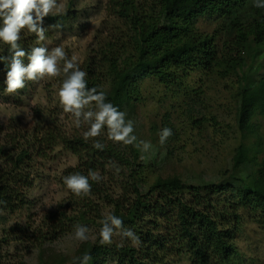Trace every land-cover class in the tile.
<instances>
[{
    "label": "trees",
    "instance_id": "1",
    "mask_svg": "<svg viewBox=\"0 0 264 264\" xmlns=\"http://www.w3.org/2000/svg\"><path fill=\"white\" fill-rule=\"evenodd\" d=\"M253 2L107 0V20L80 66L87 73L88 87L99 86L106 91L107 102L122 112L128 110L125 119L132 121L131 115L143 100L141 87L148 80L157 82L165 93L177 96L194 90L195 76L236 75L246 62L248 45H264V8L254 7ZM69 19L70 14L45 17L43 26L49 29L45 35L50 34V25H63ZM203 19L217 24L213 33L201 30L199 23ZM19 43L26 52L23 62L27 65V54L37 47V38L25 29ZM10 55L9 46L0 42V56L10 59ZM6 75V63L0 61V98L6 93ZM240 99L238 130L248 140L258 141L259 127L253 121L264 118V77L244 88ZM55 112L36 111L37 124L44 129L40 135L23 141V136L11 134L0 146V210L16 213L28 205L34 181L31 164L45 160L48 150L52 152L59 146L78 158V166L64 175H87L91 169L98 170L104 179L100 183L90 180L89 196L77 197L70 192L71 202L81 206L70 213L59 210L46 216L47 230L41 240L55 242L81 224L93 225L99 232L104 214L97 208L95 197L108 203L110 213L119 217L125 228L132 229L140 243L134 246L125 239L122 246L121 241L114 240L101 246L97 232L96 239L83 244L77 253V257L90 254L92 264H168L174 255L188 256L190 264H230L238 254L233 240L242 227V212L252 214L264 231V159L258 158L259 144L242 145L236 151L234 170L240 172L247 164L254 169L247 179L240 180V186L189 187L176 176L157 177L151 182L144 176V168L137 166L139 154L132 145L107 142L102 137L104 130L86 142L79 132L70 135L59 126L52 115ZM193 114L195 107L188 106L178 117L188 122L187 129L191 131L202 127L201 120ZM181 125L179 128L168 114L161 127L153 125L157 150L165 148L173 154L175 143L185 131ZM165 127L173 134L161 145L159 133ZM94 140L105 145L102 151L92 147ZM110 162L119 167V172L109 166ZM107 175H111L108 181H115L124 190L122 197L110 198L109 191L103 190Z\"/></svg>",
    "mask_w": 264,
    "mask_h": 264
},
{
    "label": "rangeland",
    "instance_id": "2",
    "mask_svg": "<svg viewBox=\"0 0 264 264\" xmlns=\"http://www.w3.org/2000/svg\"><path fill=\"white\" fill-rule=\"evenodd\" d=\"M58 2L65 5L66 14H70V19L62 25L59 33L51 29L50 34L45 35L46 39L37 46L51 50L63 45L69 58L73 54L78 56L81 66L92 44H96L97 33L107 20V0ZM199 27L211 34L216 30L217 24L203 19ZM245 53L246 62L238 69L236 75L227 78L195 76L192 78L194 90L181 92L177 96L165 93L164 88L155 81L144 82L141 87L143 100L131 118L137 142L142 140L151 143L147 152H141L132 145L139 154L137 166L144 168V176L147 179L152 182L157 177L176 176L187 186L196 188L221 184L240 186V180L247 179L254 169L253 165L247 164L241 167L240 172L234 170L233 159L237 149L242 145L259 144L258 158L263 161L264 118L257 117L253 121L254 125L259 127L258 141L245 138L238 130V121L240 92L244 88L252 87L264 77V45L258 47L251 43ZM62 78L45 79L38 83L26 81L23 89L13 94L5 93L0 98V142L3 140L0 146L11 134L23 136L24 141L44 132L43 127L37 124L38 110H55L52 115L57 119L59 126L62 125L70 135L75 132L82 135L87 126L77 129L70 117L63 114L56 99L55 92ZM188 106L195 107L193 116L201 120V128L191 131L187 129L189 124L184 122L185 119H178ZM124 112L126 116L129 115L128 110L125 109ZM166 114L178 123L179 128L184 122L181 128L185 131L175 143L173 154L165 148L157 150L151 130L154 124L161 127ZM103 135L109 142L106 128ZM47 156L45 160L38 159L36 163L31 164L33 173L30 174L34 181L28 194V205L16 213L0 210V264H71L80 247L96 239L98 230L93 225L81 224L89 229L87 241L76 240L74 229L55 242L41 240L47 230L44 219L46 216L59 210H67L70 213L76 206H81L79 202H71L70 191L63 184L65 172L78 166V158L61 146L54 148L52 152L48 150ZM108 176L111 175H107L102 182L103 190L109 191L110 198L122 197L124 190L120 189L115 181H108ZM142 188L147 192L146 187ZM95 200L97 208L103 214L110 213L107 202H101L97 197ZM242 217V227L236 232L233 240L238 254L232 258L230 264H264V231L255 222L252 214L244 211ZM112 239L121 241L115 234ZM168 261V264H190L188 256L184 255L171 256Z\"/></svg>",
    "mask_w": 264,
    "mask_h": 264
},
{
    "label": "clouds",
    "instance_id": "3",
    "mask_svg": "<svg viewBox=\"0 0 264 264\" xmlns=\"http://www.w3.org/2000/svg\"><path fill=\"white\" fill-rule=\"evenodd\" d=\"M253 6L264 8V0H254ZM66 14L65 5L58 0H0V42L9 46L10 59L0 56L7 66L6 93L13 94L25 87L26 81L38 83L45 79L63 77L62 82L55 92L59 107L63 114H67L72 124L77 128L87 126L82 133L87 142L99 137L102 130H107V140L113 143H121L125 146L134 145L141 152H147L151 143L147 141L137 142L134 133L133 121L126 120V113L119 110L111 102H107V93L97 87H88L87 73L80 68L79 58L73 54L69 58L64 46H56L49 50L48 47H32L27 54L28 63L24 64L25 50L20 46L21 32L27 30L37 38V44L46 39L47 30L43 26L45 17L62 16ZM62 25L58 22L49 28L57 30ZM170 128H163L159 133V143L165 144L172 135ZM92 147L103 150L105 145L94 140ZM144 157L142 156L141 159ZM111 167H116L110 162ZM116 167V172H119ZM104 178L98 170H89L87 175L73 173L63 177V184L77 197H86L91 193V181L100 183ZM102 225L98 232V241L101 246L110 245L113 235L121 238V245L125 239L132 244L140 243L139 237L130 228H125L123 221L111 213H106L99 221ZM89 229L83 225H76L74 238L80 242L87 241ZM92 260L90 254L74 258L78 264H89Z\"/></svg>",
    "mask_w": 264,
    "mask_h": 264
}]
</instances>
